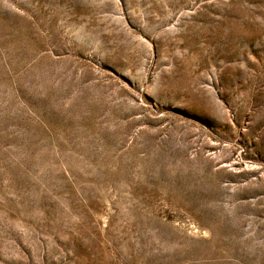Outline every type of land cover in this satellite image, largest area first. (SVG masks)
I'll return each mask as SVG.
<instances>
[{
	"label": "rangeland",
	"instance_id": "374dc122",
	"mask_svg": "<svg viewBox=\"0 0 264 264\" xmlns=\"http://www.w3.org/2000/svg\"><path fill=\"white\" fill-rule=\"evenodd\" d=\"M0 264H264V0H0Z\"/></svg>",
	"mask_w": 264,
	"mask_h": 264
}]
</instances>
